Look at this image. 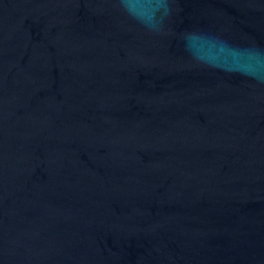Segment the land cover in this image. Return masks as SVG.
Wrapping results in <instances>:
<instances>
[{
    "label": "water",
    "instance_id": "95a60500",
    "mask_svg": "<svg viewBox=\"0 0 264 264\" xmlns=\"http://www.w3.org/2000/svg\"><path fill=\"white\" fill-rule=\"evenodd\" d=\"M0 264H264V0H0Z\"/></svg>",
    "mask_w": 264,
    "mask_h": 264
}]
</instances>
